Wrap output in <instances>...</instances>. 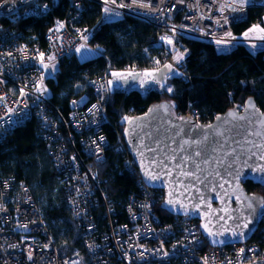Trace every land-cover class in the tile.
<instances>
[{
	"label": "built area",
	"instance_id": "1",
	"mask_svg": "<svg viewBox=\"0 0 264 264\" xmlns=\"http://www.w3.org/2000/svg\"><path fill=\"white\" fill-rule=\"evenodd\" d=\"M67 1L63 27L56 25L46 33L44 51L2 20L18 12L24 17L43 16L48 12L47 0H0V140L30 119L38 123L68 208L78 225L84 254L60 256L26 183L7 177L0 179V264H264V233L262 243L249 239L207 247L197 219L172 215L166 220L157 213L164 189L145 185L122 135L133 114L126 112L116 117V143L112 144L102 130L104 124L110 123L109 81L116 72L108 59L104 73L88 79L91 94L83 93L69 101L66 117L50 106L48 94L37 89L44 65L76 55L77 49L91 47L89 39L95 30L92 25L82 24L88 2L100 4L103 13L108 8L110 11L105 13L134 16L159 27L163 31L160 40L165 44L183 36L208 42L222 52L243 45L255 53L264 48V38L237 35L233 25L247 18L249 6L264 7V0L243 5L231 0ZM168 56L165 49L162 58H155L154 62L160 64ZM134 71L142 72L137 66L123 70ZM236 110L240 112L242 107ZM185 114L197 122L212 121L202 120L195 109ZM112 147L123 154L125 168L138 173L140 191L128 197L126 222L112 223L108 218L107 227L99 228L93 210L100 207L107 194L102 178L90 170L86 159L102 161L106 150ZM108 213L116 218L114 208L108 206ZM261 224L264 227V206Z\"/></svg>",
	"mask_w": 264,
	"mask_h": 264
},
{
	"label": "trees",
	"instance_id": "2",
	"mask_svg": "<svg viewBox=\"0 0 264 264\" xmlns=\"http://www.w3.org/2000/svg\"><path fill=\"white\" fill-rule=\"evenodd\" d=\"M47 4L48 12L43 16L24 17L18 12L2 21L7 27L20 30L25 39L46 51L45 35L62 20L68 1L47 0ZM101 15V5L88 2L82 13V24L93 25ZM263 15L264 7L249 6L247 18L235 23L233 31L241 35L252 24L262 23ZM161 33L159 27L130 15L101 22L89 39V45L99 49L98 54L85 60L73 54L55 62L57 69L45 80L50 106L66 117L69 101L83 93L91 94L88 79L101 76L108 67V60L118 74L128 73L123 70L132 66L142 72L159 69L171 56L168 44L160 40ZM174 43L185 49L186 54L178 65L180 71L167 76L164 83L157 82L155 87L144 90L126 89L120 84L114 86L118 81L111 76L114 84L107 105L110 123L104 124L102 130L112 144L116 143V117L126 112L141 114L152 103L162 100L171 105L175 115H187L189 109H195L202 120H213L229 108L242 107L250 97L264 111V48L253 53L245 46L237 45L222 52L208 42L183 36H177ZM165 49L169 51L168 58L160 64L154 62L155 58H162ZM86 164L102 178V187L107 194L105 200L101 199L100 207L93 210L99 228L107 227L108 218L112 223L126 222L128 197L140 191L138 173L125 168L123 154L115 152L113 147L106 150L104 160L87 158ZM7 177L26 183L60 256L83 257L78 225L70 213L67 196L34 119L15 127L0 140V179ZM243 186L248 193L264 198V185L247 180ZM160 204L156 207L157 213L170 219L172 215ZM108 206L114 208L116 218L108 213ZM263 233L261 224L250 239L262 243Z\"/></svg>",
	"mask_w": 264,
	"mask_h": 264
},
{
	"label": "water",
	"instance_id": "3",
	"mask_svg": "<svg viewBox=\"0 0 264 264\" xmlns=\"http://www.w3.org/2000/svg\"><path fill=\"white\" fill-rule=\"evenodd\" d=\"M133 73L135 79L129 76L127 82L118 83L140 90L142 81L143 86L158 82L157 76L155 82L145 71ZM122 135L145 185L164 189L160 206L165 212L197 219L211 247L251 238L263 214L258 201H264L243 186L247 180L260 183L251 177L264 175L252 172L264 166V111L252 97L240 112L229 108L210 123L197 122L189 115L177 116L162 100L133 115ZM253 197L256 199H246ZM248 203H253L255 211Z\"/></svg>",
	"mask_w": 264,
	"mask_h": 264
},
{
	"label": "rangeland",
	"instance_id": "4",
	"mask_svg": "<svg viewBox=\"0 0 264 264\" xmlns=\"http://www.w3.org/2000/svg\"><path fill=\"white\" fill-rule=\"evenodd\" d=\"M231 1L241 2V0H231ZM100 19H101V17H100ZM100 19L92 25V28L94 30H96L97 27L100 25ZM261 22H262L261 28L264 29V15L262 17ZM242 36L244 37V34ZM167 46L170 48V51H171V56L168 59V61H166L159 69L146 70L145 71L147 73L153 74L154 76H157L158 82H160V83H164V79L167 76L176 75L180 71L178 69V65L181 63L182 59L177 61L176 57L181 53L184 54L183 57L186 54V50L183 49L181 46L175 44L174 42H172V43L168 42ZM98 53H99V49L85 46V47L81 48L80 51L77 52L76 56L80 60H85V59H88V58L95 56ZM167 65H171L172 67L168 68ZM47 66H48L47 68H45L44 66L42 67L40 80L37 84V89L44 92L45 94H48V89L46 87L45 80L48 77L53 76L58 65H57V63H50V64H47ZM115 73H117V72H115ZM158 73H161V76L158 75ZM112 76H113V74H112ZM111 81H112V79H111Z\"/></svg>",
	"mask_w": 264,
	"mask_h": 264
},
{
	"label": "snow or ice",
	"instance_id": "5",
	"mask_svg": "<svg viewBox=\"0 0 264 264\" xmlns=\"http://www.w3.org/2000/svg\"><path fill=\"white\" fill-rule=\"evenodd\" d=\"M105 2L107 3L108 0H105ZM112 2L115 3V0H112ZM134 2H135V0H134ZM244 3L252 4V0H241V4L243 5ZM121 6L123 7V6H125V5H121ZM45 7H46V6H45ZM241 10H242V8H241ZM108 11H110V10H109L108 8H105V12H108ZM115 15L118 16L119 13H116ZM60 27H63V25L61 24ZM56 30L58 31L59 28L56 29ZM261 31H264V29H261ZM245 35H247V33H245ZM168 42H169V43H172L171 40H169ZM217 43L219 44V43H221V41H217ZM77 51H80V50L77 49ZM183 55H184L183 53L179 54V55L176 57L177 61L183 59ZM44 67L47 68L48 66H47V65H44ZM167 67H168V68H171L172 66H171V65H167ZM147 75L150 76V77H151L152 79H154V80L156 79L155 76H154L153 74H151V73H149V74H147ZM113 76L116 78V81L124 80L125 82H127V79H128L129 76H131L133 79L136 78V74H135V73H128L127 76L122 75V74L113 73ZM109 84H110V85H113V84H114V81H109ZM143 84H144V81L141 82V86H143ZM114 86L119 87L120 85H119V83H115ZM161 86L163 87V85H161ZM168 90L171 91V89H168ZM21 94L23 95V90L21 91ZM93 107L95 108L96 106L94 105ZM126 119H127V118H126ZM101 139H103V138H101ZM262 159H264V157H262ZM252 172H253V173H261V174H264V166H260V167L254 168V169H252ZM239 175H240V174L238 173V176H239ZM151 178H152L153 180L157 179L156 176H152ZM244 178L246 179L247 177H244ZM251 178L254 179V180L259 181V182L262 183V184H264V175H255V176H252ZM246 199L255 200L256 198L253 197V198H246ZM168 203H171V201H169ZM258 203H259L260 205L264 206V201H258ZM247 207H248L249 209H253V203H248ZM253 211H255V209H253ZM248 226H249L248 223H245V224H244V227H245V228H248ZM205 227H207V226H205ZM209 234L211 235V233H209ZM234 234H235V233H234ZM243 251H244V250L241 249V252H243Z\"/></svg>",
	"mask_w": 264,
	"mask_h": 264
},
{
	"label": "crops",
	"instance_id": "6",
	"mask_svg": "<svg viewBox=\"0 0 264 264\" xmlns=\"http://www.w3.org/2000/svg\"><path fill=\"white\" fill-rule=\"evenodd\" d=\"M116 13H103L101 15L100 23L103 21H108V20H113L116 19L117 16L115 15ZM62 23L59 21L57 23V26H60ZM262 23H254L252 24L246 31L242 33L244 34V37L246 38H253V39H261L264 38V31H261ZM247 33V35H245Z\"/></svg>",
	"mask_w": 264,
	"mask_h": 264
},
{
	"label": "flooded vegetation",
	"instance_id": "7",
	"mask_svg": "<svg viewBox=\"0 0 264 264\" xmlns=\"http://www.w3.org/2000/svg\"><path fill=\"white\" fill-rule=\"evenodd\" d=\"M134 72H137V71H134ZM128 73H133V72H128ZM149 77V76H148ZM156 82V80H155ZM157 84H155L154 86L152 85H148V83L144 86H140V90H144V89H148V88H151V87H155ZM127 89V88H126Z\"/></svg>",
	"mask_w": 264,
	"mask_h": 264
},
{
	"label": "bare ground",
	"instance_id": "8",
	"mask_svg": "<svg viewBox=\"0 0 264 264\" xmlns=\"http://www.w3.org/2000/svg\"><path fill=\"white\" fill-rule=\"evenodd\" d=\"M189 115V114H188ZM189 116H191V115H189ZM192 117V116H191Z\"/></svg>",
	"mask_w": 264,
	"mask_h": 264
}]
</instances>
